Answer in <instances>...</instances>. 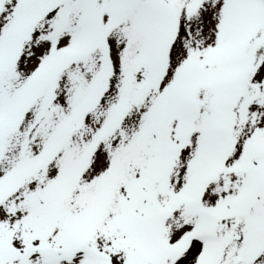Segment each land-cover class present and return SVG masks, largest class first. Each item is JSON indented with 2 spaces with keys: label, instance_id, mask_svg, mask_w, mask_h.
Returning a JSON list of instances; mask_svg holds the SVG:
<instances>
[{
  "label": "snow or ice",
  "instance_id": "1",
  "mask_svg": "<svg viewBox=\"0 0 264 264\" xmlns=\"http://www.w3.org/2000/svg\"><path fill=\"white\" fill-rule=\"evenodd\" d=\"M0 264H264V0H0Z\"/></svg>",
  "mask_w": 264,
  "mask_h": 264
}]
</instances>
